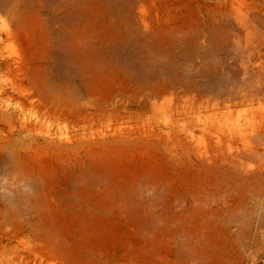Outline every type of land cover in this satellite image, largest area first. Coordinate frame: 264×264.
<instances>
[{
  "label": "rangeland",
  "instance_id": "374dc122",
  "mask_svg": "<svg viewBox=\"0 0 264 264\" xmlns=\"http://www.w3.org/2000/svg\"><path fill=\"white\" fill-rule=\"evenodd\" d=\"M259 81L264 0H0V264H264Z\"/></svg>",
  "mask_w": 264,
  "mask_h": 264
},
{
  "label": "bare ground",
  "instance_id": "6f19581e",
  "mask_svg": "<svg viewBox=\"0 0 264 264\" xmlns=\"http://www.w3.org/2000/svg\"><path fill=\"white\" fill-rule=\"evenodd\" d=\"M263 101L264 86L263 81H259V84L253 85L245 90L239 88L232 89V92L228 96L214 102L211 109L231 108L237 106L240 102L253 104L255 102L262 103ZM235 135L243 142H250L248 137L244 136L242 128L238 129V133ZM216 140L218 143L215 144L210 151L206 152V158L208 161L210 163H217L223 172H229L232 170L236 176H245L246 180L252 179L254 177V172H252V165L247 159L249 156L253 155V151L250 150L243 154L241 149L238 146H235L238 139L223 140V135L220 133L216 135ZM262 179L264 182V176Z\"/></svg>",
  "mask_w": 264,
  "mask_h": 264
}]
</instances>
